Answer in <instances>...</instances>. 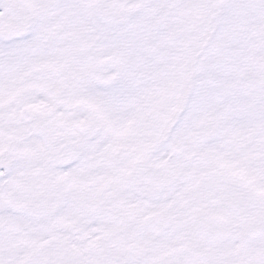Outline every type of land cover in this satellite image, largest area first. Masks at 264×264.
I'll use <instances>...</instances> for the list:
<instances>
[{
    "label": "snow or ice",
    "instance_id": "obj_1",
    "mask_svg": "<svg viewBox=\"0 0 264 264\" xmlns=\"http://www.w3.org/2000/svg\"><path fill=\"white\" fill-rule=\"evenodd\" d=\"M0 264H264V0H0Z\"/></svg>",
    "mask_w": 264,
    "mask_h": 264
}]
</instances>
